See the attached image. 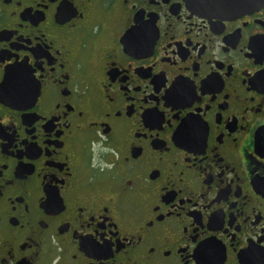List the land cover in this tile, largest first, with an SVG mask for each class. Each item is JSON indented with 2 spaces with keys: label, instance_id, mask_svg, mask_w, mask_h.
<instances>
[{
  "label": "flooded vegetation",
  "instance_id": "1",
  "mask_svg": "<svg viewBox=\"0 0 264 264\" xmlns=\"http://www.w3.org/2000/svg\"><path fill=\"white\" fill-rule=\"evenodd\" d=\"M0 264H264V0H0Z\"/></svg>",
  "mask_w": 264,
  "mask_h": 264
},
{
  "label": "water",
  "instance_id": "2",
  "mask_svg": "<svg viewBox=\"0 0 264 264\" xmlns=\"http://www.w3.org/2000/svg\"><path fill=\"white\" fill-rule=\"evenodd\" d=\"M193 7L200 12H219L223 15L237 13L243 9L244 0H190ZM238 4L240 6H238Z\"/></svg>",
  "mask_w": 264,
  "mask_h": 264
}]
</instances>
